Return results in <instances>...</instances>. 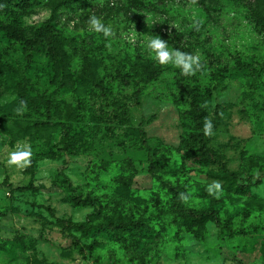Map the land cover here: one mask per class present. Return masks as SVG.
I'll use <instances>...</instances> for the list:
<instances>
[{
  "label": "rangeland",
  "instance_id": "1",
  "mask_svg": "<svg viewBox=\"0 0 264 264\" xmlns=\"http://www.w3.org/2000/svg\"><path fill=\"white\" fill-rule=\"evenodd\" d=\"M0 264H264V0H0Z\"/></svg>",
  "mask_w": 264,
  "mask_h": 264
},
{
  "label": "clouds",
  "instance_id": "2",
  "mask_svg": "<svg viewBox=\"0 0 264 264\" xmlns=\"http://www.w3.org/2000/svg\"><path fill=\"white\" fill-rule=\"evenodd\" d=\"M90 26L96 32H102L105 37H109L112 35L111 27H106L101 22V20L96 17L91 18ZM147 47L150 49L153 58L161 65L169 63L173 64L182 69V74L190 73L192 70V65L199 64L198 56H192L179 50H170L167 47V43L161 40V38L159 37L149 39ZM211 127V122L206 123L205 128L207 130H210ZM31 155V148L28 144H19L16 146L15 151L9 153L8 164L15 165L20 168L27 167L31 164ZM216 187L217 189H219V183L216 184Z\"/></svg>",
  "mask_w": 264,
  "mask_h": 264
},
{
  "label": "trees",
  "instance_id": "3",
  "mask_svg": "<svg viewBox=\"0 0 264 264\" xmlns=\"http://www.w3.org/2000/svg\"><path fill=\"white\" fill-rule=\"evenodd\" d=\"M64 1V0H63ZM54 6V10L53 12L51 13V18L54 17V14H55V11L57 12L58 8L60 5H53ZM50 26H51V19L47 20L46 21V25L45 27L47 28V30L49 31L50 30ZM50 35V34H49ZM141 78H144L143 77V74L141 73ZM19 97L21 100H29L27 97H26V93H24L23 90H21V92L19 93ZM214 119V118H213ZM218 122V120H213V123L212 124H216ZM37 125H46L47 123L46 122H37L36 123ZM144 132L143 131H140V139L142 140L143 144L147 147V144H146V141L144 140ZM198 146H199V149L203 152V153H206V149L204 148V145H203V134H198L196 135V138H195ZM148 149V147H147ZM147 158L148 160H150V164H149V171L153 172L154 171V165H153V161L152 158H151V155H150V152L148 150L147 152ZM221 177L227 181H230V180H235L237 181L239 179V176L237 173H234L232 171H230L226 165L224 163H221V173H220ZM62 223L66 222L65 220H62L61 221Z\"/></svg>",
  "mask_w": 264,
  "mask_h": 264
}]
</instances>
